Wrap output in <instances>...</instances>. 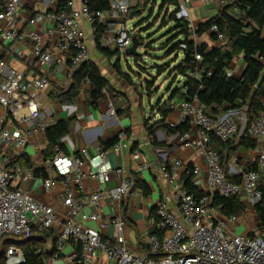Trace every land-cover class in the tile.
<instances>
[{
	"label": "built area",
	"instance_id": "2783aa9c",
	"mask_svg": "<svg viewBox=\"0 0 264 264\" xmlns=\"http://www.w3.org/2000/svg\"><path fill=\"white\" fill-rule=\"evenodd\" d=\"M23 1L6 0L3 10L0 7V41H21L28 37L33 45L35 60V74L31 78H27L25 71L10 66L5 59L0 60V107L3 108V112H0V242L4 238L30 237L36 229L55 230L56 252L49 264L59 263L69 243L77 247L65 257L69 264H91L99 260L101 254L106 264H264V233L254 228V235H236L233 227L239 223V215L222 218L220 206L215 204L216 195L224 198L245 195L253 207L262 199L263 192L259 184L264 171V158L257 170L239 169L231 165L226 171L215 143H226L247 131L259 148H263L264 109L257 121L249 123L245 109L231 110L220 117H212L207 105L201 103L197 95L191 98L184 96L188 92L187 88L183 89L180 102L171 100V109L181 107L183 111L180 124L188 123L196 131L195 137L187 132L181 139L205 156L207 191L202 194L190 192L180 183V161H175L169 167L163 166L164 177L171 187L170 199L176 209L167 200L158 203L156 217L151 220L154 232L147 236L150 252L135 253L125 239L126 221L119 214L112 219L104 216L105 203L108 201L119 205L132 191L133 180L125 176L123 167L113 165L108 151L103 149L91 156H86V150L79 155H69L60 145H56L51 158H42L41 151L50 125L44 121V105L40 95L52 90L51 71L65 72L72 78L90 60L89 37L84 24H89L94 34V25L106 19L107 28L113 31L105 37L106 43L115 45L121 51L130 47L133 29L127 22L134 11L133 7L139 2L135 5V0H111L110 9L100 11L92 10L85 0L79 8L74 7L73 0H49L52 8L29 21L31 25L50 23L46 33L34 29L23 33L18 25ZM178 1L181 8L179 17L188 21L189 30L196 39L197 26L189 13V0ZM206 2L210 3V0ZM212 32L219 47L228 44V38L217 25L212 27ZM196 59L200 62L201 55L197 54ZM227 75H233L231 69ZM262 101L264 104V98ZM115 112L112 107L110 113L114 115ZM177 125V122H170L173 128ZM38 137L43 143L39 144L37 156L42 159L41 164L48 175L43 179L44 189L47 192L54 189L56 183L52 175L63 178L66 186L74 175L73 182L81 190L85 189L86 178H94L99 187L91 191L85 201L68 191L62 197L65 210L60 212L25 188L36 175L23 159H31L30 143ZM129 144L126 133L122 131L110 150L122 154ZM232 160L236 162L237 159L233 157ZM85 164L87 170H84ZM150 167L151 163H146L140 169ZM194 173L199 174L200 169L196 168ZM111 176L121 177V180L114 187L104 188ZM235 177L239 181H232ZM86 205L94 211L85 213ZM87 220L96 222L99 227L85 225L84 221ZM110 224L115 228L112 236L104 233ZM24 262L23 251L15 245L9 246L5 264Z\"/></svg>",
	"mask_w": 264,
	"mask_h": 264
},
{
	"label": "crops",
	"instance_id": "0c3cea01",
	"mask_svg": "<svg viewBox=\"0 0 264 264\" xmlns=\"http://www.w3.org/2000/svg\"><path fill=\"white\" fill-rule=\"evenodd\" d=\"M6 0H0V7L3 10ZM74 7L79 8L83 0H73ZM230 0H189V13L196 24L197 28L205 23L207 20L216 16L219 9ZM52 7L49 6V0H24L23 7L19 14L18 25L23 33L34 29L42 33H46L47 28L51 26L48 22L38 23L31 25L29 23L35 15L45 13ZM135 11V10H134ZM140 8L135 14L140 13ZM106 19L102 22L106 26ZM89 37L90 61L94 63L102 72L104 77L109 81V88H106L104 97L96 104H92L89 96L92 90L90 82L86 81L82 89L74 100V102L62 103L56 97V94L68 90L72 83V78L68 77L65 72L56 73L51 71L50 81L52 90L49 93H42L40 98L44 105V121L52 125L59 120L68 119L75 116L72 122L70 132L67 136L62 138V142L66 145V152L69 155H79L83 150L87 151L86 156H91L99 149L108 151V157L115 167H123L125 176L132 180L137 176L149 188V195H145L140 188H133L132 191L124 197L122 202L115 206L110 202L104 205V216L112 219L115 215H120L126 221L125 239L132 251L138 254H146L150 252V246L147 241V236L154 232V227L151 220L156 217L158 203L161 200H167L172 208L176 209V205L171 201V187L167 183L163 166H171L175 161H180L181 164L178 168L179 181L183 185L189 177L192 180V185L197 189L198 193H205L207 191V161L203 154L196 148L186 145L180 134L169 132L162 126H157L155 123L162 118L161 107L166 101L172 97L173 91L180 84L178 81L172 86L171 90L167 89L169 98L165 100L162 98L160 106H157V101L151 105L153 95L149 96L144 88L140 85L135 78L128 77L122 65L120 66L121 74L118 73L112 65L118 60L115 56L111 60L101 54L95 45L94 34L92 33L91 26L84 24ZM113 31L106 26V31L103 36V46L109 48L111 51L117 50L115 45H108L106 43V36H109ZM199 44L206 43L210 47H218L216 40L212 37L211 33H205L197 37ZM5 59L8 64L14 68L23 70L27 74V78L33 77L35 74L33 45L31 40L26 37L21 41L1 42L0 41V60ZM245 68L243 56L237 57L231 65V71L236 77H241ZM132 75V74H130ZM1 78V76H0ZM131 83H130V82ZM144 85V84H143ZM138 88V90H136ZM149 97L148 103L145 98ZM183 99L182 93L178 92L173 97V100L180 102ZM167 105V104H166ZM170 106V105H169ZM116 110L115 114L110 113V109ZM49 110L48 112L46 110ZM0 112L3 108L0 107ZM183 111L181 107L171 109L167 117V123L177 122L179 126L182 119ZM155 125V126H154ZM154 128L150 130V128ZM129 129L126 136L130 142L128 148L122 154H116L111 151V147L105 149L103 142L114 139L118 133L124 132ZM191 136H196V131L189 127ZM47 139L44 143V149L41 151L42 158L45 157V152L48 147ZM43 143L41 137L32 139L30 147L34 149V155L31 156L32 168H42L41 160L37 153L40 151V145ZM215 147L221 153L222 147L219 143H215ZM236 157V162H233V157L229 162V166L246 169L256 160L260 161L264 158V147L259 148L257 145L255 149L247 148L244 146L232 154ZM27 157L23 159L27 163ZM88 158V157H86ZM146 163H151V167L141 170L140 167ZM28 164V163H27ZM30 166V164H28ZM228 166V169H229ZM200 169L199 174H195L194 170ZM87 164L84 165V170H87ZM36 175V174H35ZM136 175V176H135ZM55 178V187L52 191L47 192L44 189L43 179L45 177L36 175V178L28 183L25 188L29 190L36 198L44 203L53 205L58 211L63 212L62 197L68 191H72L79 200L85 201L88 194L99 187V183L94 178L85 179V189L81 190L76 187L73 182L72 175L71 181L64 184V179L61 177ZM121 177L111 176L104 188L114 187L119 183ZM185 187V186H184ZM244 204V210L238 215L240 221L243 219L246 223L245 233H252L254 228H258L259 220L253 207L245 195L239 196ZM94 210L89 206H84V212L87 214L92 213ZM223 212L220 217L224 218ZM79 220H81L79 218ZM240 221L237 225H240ZM84 224L93 228H98V224L93 221H84ZM234 229V227H233ZM37 230V229H36ZM39 231V230H37ZM55 233V230H52ZM105 235L112 236L115 233L114 225L110 224L105 230ZM48 247L53 248L52 241L48 242ZM76 246L72 243L66 245L63 250L62 259L58 264H69L66 262L65 257L72 254L76 250ZM91 264H106V259L101 254L100 259L93 261Z\"/></svg>",
	"mask_w": 264,
	"mask_h": 264
},
{
	"label": "trees",
	"instance_id": "16d2710c",
	"mask_svg": "<svg viewBox=\"0 0 264 264\" xmlns=\"http://www.w3.org/2000/svg\"><path fill=\"white\" fill-rule=\"evenodd\" d=\"M85 1H87L92 10L108 11L110 9L111 0ZM153 1L156 2L158 0ZM159 1V10L163 8L167 9V18L169 19L167 24L172 25L171 29L167 32L170 37L164 42L163 49L167 50L169 56L175 54V61L178 60V63L175 64L169 75V79H172V81L169 83L167 89L171 90L172 86L178 81L180 84L173 91L170 100L166 101L161 107L162 119L155 123V125L162 126L174 134L184 135L189 131L188 123L183 122L175 128L167 123L170 102L176 93H182L184 88H187L188 91L184 96L191 98L197 95L200 102L207 105L208 113L214 118L220 117L231 110L240 111L245 109L247 111L248 122L257 121L264 109L262 101V98H264V0H230L222 5L216 16L197 28V37L205 33H211L212 37L216 39L212 32V27L217 25L219 30L228 38V44L225 47L219 48L197 42L193 37V33L189 30L188 21L184 17H179L181 8L178 0ZM140 2L133 7V10L137 11L139 9V6H141ZM170 8H173V10L170 11ZM163 22H166V19ZM94 27V41L97 50L110 60L115 56L119 57L121 50L111 51L109 48L103 46L102 40L106 26L102 23H96ZM135 35H137L144 46V36L138 32ZM147 48L149 49L151 46ZM197 54L202 57L200 62L196 59ZM240 56H243L245 62L242 76H228L227 72L231 68L232 63ZM134 59L136 65L145 69L141 63L142 57H135ZM120 66V59L112 65L118 73L121 72ZM168 67L171 68V64L163 66L155 65L154 70L160 76L168 71ZM196 74H198V77H196ZM149 75L150 78L145 79L143 82L145 87L142 88H144L149 96H152L153 93L151 91L155 87V84L152 83L154 82V75L151 73ZM87 80L92 85L89 98L92 104H96L104 97L103 91L109 88V81L90 60L85 62L74 73L68 90L56 94V97L62 103L74 102ZM160 102H162V98L159 99L157 106H160ZM74 120L75 116L59 120L47 128L46 139L48 147L44 153L46 159L54 155L53 147L56 145H60L62 150L66 152V145L62 142V138L69 134ZM124 132L129 133V129H126ZM116 140L117 136L112 140L104 141L102 143L103 147L105 149L110 148ZM217 143L222 147V152L220 153L221 163L226 171L228 170L232 154L238 147L244 146L255 149L257 146L256 141L248 136L247 131L239 133L234 139L226 143L222 141H218ZM27 161L30 167H32L33 165H31L29 158ZM246 169H259V161L256 160ZM35 174L38 176L42 175L43 177L48 176L42 168H36ZM232 181H239V179L235 177ZM133 182L134 189L140 188L145 195H149L150 190L148 186L137 176L133 179ZM184 186L188 191L198 193L197 189L192 185L190 177L186 180ZM259 188L263 192V197L255 206L259 220L257 230L264 233V171H262ZM215 204L220 206L221 211L227 216L237 215L244 210V204L239 196L224 198L216 195ZM251 234L254 235V233ZM56 240L57 235L52 230H34L30 237L24 239L4 238L0 242V263L5 264L7 249L9 246L15 245L20 247L24 253L25 262L23 264H49L56 252ZM49 241H52L53 248L48 247Z\"/></svg>",
	"mask_w": 264,
	"mask_h": 264
},
{
	"label": "rangeland",
	"instance_id": "374dc122",
	"mask_svg": "<svg viewBox=\"0 0 264 264\" xmlns=\"http://www.w3.org/2000/svg\"><path fill=\"white\" fill-rule=\"evenodd\" d=\"M138 2L140 1L135 0V5ZM140 3L142 4V6H139L141 12L135 14L134 18H130L127 23L130 27H132L133 32H131L133 33V35L138 32L142 36H144V46L140 48V51L145 53L142 56L141 62L145 69H142L141 67L136 65L135 59L132 57L128 58L125 55L124 51H121L118 59H120L123 69L129 73L128 77H133L138 82L140 81V84L137 85L138 87L140 85L142 87H145L143 85V82L145 81V79L150 78L149 73L154 75V82L152 83L155 84V87H153L151 91V93H153V99H150L152 102L151 105H154L161 98H165V100L169 98L170 93L167 92V87L172 81V79H169V75L172 68L175 66V64L178 63V60L175 61V54L169 56L167 54V50L163 49L164 42L168 37H170L167 32L172 27L171 24H167L169 21V19L167 18V9L163 8L159 10V0L156 2H154L153 0H143ZM171 10H173V8H170V11ZM165 19L166 22H163ZM150 46L151 48H149V50L147 47ZM170 64L171 68L168 67V71L163 75L158 76L154 70L155 65L163 66ZM136 90H138V88H136ZM145 100L148 103L149 97L145 98ZM29 155H34V149L32 147H29ZM246 228V223L242 219L240 221V225L234 226L236 235L244 234ZM16 247L20 249V247Z\"/></svg>",
	"mask_w": 264,
	"mask_h": 264
},
{
	"label": "water",
	"instance_id": "95a60500",
	"mask_svg": "<svg viewBox=\"0 0 264 264\" xmlns=\"http://www.w3.org/2000/svg\"><path fill=\"white\" fill-rule=\"evenodd\" d=\"M136 11H132L130 14V18H134ZM143 46V43L138 39L137 35L132 36V44L130 47L125 49V55L130 58H135V57H142L145 53L140 51V48ZM1 256V254H0ZM1 264V263H0Z\"/></svg>",
	"mask_w": 264,
	"mask_h": 264
}]
</instances>
